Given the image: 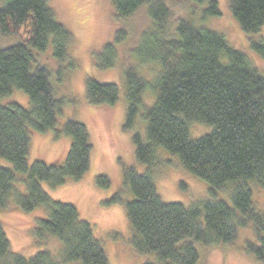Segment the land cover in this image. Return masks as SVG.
I'll use <instances>...</instances> for the list:
<instances>
[{
    "label": "trees",
    "instance_id": "16d2710c",
    "mask_svg": "<svg viewBox=\"0 0 264 264\" xmlns=\"http://www.w3.org/2000/svg\"><path fill=\"white\" fill-rule=\"evenodd\" d=\"M168 1L111 0L119 17L133 16L147 7L152 26L141 34L135 55L141 62L160 65L154 82L146 80L133 63L125 71L129 123L147 89L156 92V101L147 111L149 143L136 139L137 159L152 166L157 149L162 147L179 156L188 171L207 181L214 195L228 182L240 181L232 201L243 220L239 222L236 210L224 201L189 208L165 203L149 172L142 175L129 169L125 181L134 195L127 204L133 246L141 254H157L158 264H199L196 242L205 246L231 243L239 224L252 223L258 242L250 243L248 252L264 264V211L254 207L248 185L249 180H255L264 188V75L223 34L197 26L190 19L173 21ZM192 1L206 4L203 20L221 15L217 0ZM230 8L245 32L255 33L264 26V0H230ZM0 32L20 36L17 44L0 49V98L17 88L30 99V108L0 104V158L10 161L16 172L28 175V193L16 197L15 208L31 212L46 206L49 216L38 220L36 232L41 239L55 236L63 244L59 256L43 251L24 258L10 251L0 222V264H63L74 260L109 264L91 224L80 218L78 209L51 199L40 185L47 182L56 188L69 177L81 179L89 170L93 146L86 125L77 120L66 123L64 133L71 137L72 145L63 161L28 163L31 129H55L62 105L55 97L49 70L41 65L33 68V49L44 51L52 41L54 56L69 58L73 34L57 20L48 0H3ZM123 33H118L117 41ZM252 46L264 58V39ZM117 56L115 44L107 43L97 55V65L111 68ZM72 64L76 65L74 60ZM86 93L88 101L96 105H114L119 99L116 84L94 78H88ZM194 123L208 124L212 131L192 139L189 128ZM14 180L13 171L0 167V210L8 208ZM98 181L104 187L110 185L104 176Z\"/></svg>",
    "mask_w": 264,
    "mask_h": 264
},
{
    "label": "rangeland",
    "instance_id": "374dc122",
    "mask_svg": "<svg viewBox=\"0 0 264 264\" xmlns=\"http://www.w3.org/2000/svg\"><path fill=\"white\" fill-rule=\"evenodd\" d=\"M221 15L203 20L206 4L192 0H169L172 20L190 19L197 26H205L225 36L228 43L247 54L252 64L264 75V58L253 49V43L264 39V26L258 32L247 33L234 17L230 0H217ZM59 22L73 34L74 42L69 49V58L54 56L52 41L44 51L33 49L35 61L50 72V80L55 97L62 101L55 129L40 132L31 129V145L28 156L29 166L36 160L48 163L63 161L69 152L72 139L64 133L69 120H77L87 127L92 142L89 170L81 179L67 178L65 183L53 188L41 182L42 189L55 201L73 204L80 218L91 224L95 237L105 250L109 264H158L157 254H141L133 246V230L128 219L127 204L134 199L133 192L125 181V171L134 169L138 174L150 173L157 193L165 203H180L186 208L211 201H224L242 214L232 201L234 189L240 181H231L216 194L210 192L207 181L188 171L179 156L162 147L157 149L156 161L152 166L137 159V142L149 143L147 111L156 101V92H145L143 103L132 122L127 118L125 71L133 63L140 74L154 82L160 72L156 62L145 63L135 55L141 34L152 26V18L143 6L133 16L119 17L111 0H48ZM3 0H0V8ZM120 31H124L117 41ZM20 36L5 35L0 32V49L17 44ZM107 43H113L118 51L114 66L101 68L97 65V55L102 53ZM105 59V58H104ZM73 60L76 65H73ZM94 78L100 83L116 84L119 99L114 105L91 104L87 98V80ZM17 103L30 108L29 96L14 88L12 93L0 98V104L9 106ZM190 137L200 138L212 131L208 124L194 123L190 126ZM0 167L14 172V193L8 208L0 210V222L10 243V251L24 258L39 252L50 251L54 255L63 249V244L55 236L41 239L37 231L39 219H46L49 210L41 205L31 212L16 209V197L27 195L28 175L14 170L13 164L0 158ZM104 176L110 185L102 186L98 179ZM253 205L258 212L264 211V188L255 180H249ZM204 220V217L202 218ZM204 223V221H202ZM253 224L238 225L237 237L227 244L205 246L196 242L200 253L199 264H260L248 252L250 243H257ZM63 264H82L74 260Z\"/></svg>",
    "mask_w": 264,
    "mask_h": 264
}]
</instances>
